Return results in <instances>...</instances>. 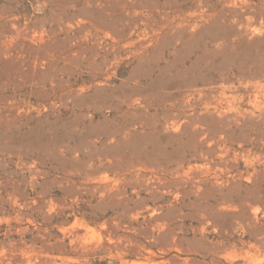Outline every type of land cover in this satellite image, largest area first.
Here are the masks:
<instances>
[{"label": "rangeland", "instance_id": "374dc122", "mask_svg": "<svg viewBox=\"0 0 264 264\" xmlns=\"http://www.w3.org/2000/svg\"><path fill=\"white\" fill-rule=\"evenodd\" d=\"M0 264H264V0H0Z\"/></svg>", "mask_w": 264, "mask_h": 264}, {"label": "bare ground", "instance_id": "6f19581e", "mask_svg": "<svg viewBox=\"0 0 264 264\" xmlns=\"http://www.w3.org/2000/svg\"><path fill=\"white\" fill-rule=\"evenodd\" d=\"M90 5V4H89ZM82 11V13L83 14H85V15H87V16H89L88 15V9L87 8H82L81 9ZM95 13V12H94ZM90 14V13H89ZM98 15H100V14H98ZM97 15V16H98ZM93 17V16H92ZM91 17V18H92ZM102 18V17H101ZM94 20H96V19H94ZM97 20H100V19H98L97 18ZM113 48V47H112ZM110 49V48H109ZM118 50V49H117ZM114 52H115V50H113ZM221 93L222 94H224L225 93V87H223L222 88V90H221ZM175 114V113H174ZM177 118V117H176ZM182 170H183V166L182 165H179V166H177L175 169H174V174H180L181 172H182ZM175 181V180H174ZM184 183L185 182H163V186L164 187H167V188H173V189H175L177 192H181L182 191V188H183V186H184ZM183 192V191H182ZM179 195V194H178Z\"/></svg>", "mask_w": 264, "mask_h": 264}]
</instances>
